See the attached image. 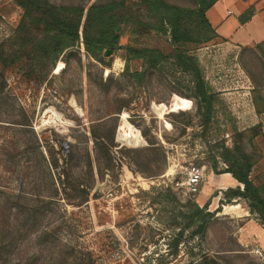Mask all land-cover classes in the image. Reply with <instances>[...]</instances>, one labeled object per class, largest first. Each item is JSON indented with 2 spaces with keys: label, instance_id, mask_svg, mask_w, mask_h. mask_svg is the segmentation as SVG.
Returning a JSON list of instances; mask_svg holds the SVG:
<instances>
[{
  "label": "rangeland",
  "instance_id": "obj_1",
  "mask_svg": "<svg viewBox=\"0 0 264 264\" xmlns=\"http://www.w3.org/2000/svg\"><path fill=\"white\" fill-rule=\"evenodd\" d=\"M21 14L0 2V264H264L258 207L226 197L222 180L245 160L264 184V0H218L206 13L217 36L183 46L212 96L206 130L192 76L174 60L126 62L119 48L100 61L81 45L39 61L15 38ZM120 43L172 49L154 32ZM123 117L139 145L119 140ZM96 137L113 140L112 161ZM190 165L204 167L195 194L184 185ZM205 203V231L187 227L174 253L184 213Z\"/></svg>",
  "mask_w": 264,
  "mask_h": 264
},
{
  "label": "trees",
  "instance_id": "obj_2",
  "mask_svg": "<svg viewBox=\"0 0 264 264\" xmlns=\"http://www.w3.org/2000/svg\"><path fill=\"white\" fill-rule=\"evenodd\" d=\"M13 1L22 10L15 38L22 40L20 50L23 49L29 56L33 54L39 61L48 60L55 64L64 51L83 45L88 55L100 61H103L100 54L104 50L119 48L124 49L122 56L126 62L130 59H141L157 63L169 57L191 74L194 87L203 103L202 125L205 130L209 127L213 119L212 96L197 57L183 46L188 43L202 44L217 36L206 13L218 0H193L192 6H182L168 0H140L138 3L132 0H95L89 5L56 4L50 0ZM137 6H143L144 11L139 13ZM138 32L143 35L154 32L169 36L171 51L147 45L120 43L123 37L129 36L132 39ZM140 72L136 70L134 74ZM94 143L96 146H104L107 156L113 160V140L96 137ZM17 145L14 140L13 147L16 148ZM242 162L247 165L243 172L233 166L225 172L231 173L243 183L244 189L229 187L224 194L228 198H249L257 205L264 220V184L255 185L248 177L251 167L249 161ZM212 167L215 170L216 163ZM78 191L84 193L86 190L79 185ZM83 199L88 198L83 196ZM206 207L207 203L203 206L193 204L184 213L187 223L175 236L174 253H177V246L187 227L196 226L193 231L195 234L205 231L209 217L212 216V212H208ZM210 262L209 264H217L214 259Z\"/></svg>",
  "mask_w": 264,
  "mask_h": 264
},
{
  "label": "built area",
  "instance_id": "obj_3",
  "mask_svg": "<svg viewBox=\"0 0 264 264\" xmlns=\"http://www.w3.org/2000/svg\"><path fill=\"white\" fill-rule=\"evenodd\" d=\"M186 173V179L184 182L186 192L195 194L199 191V188L205 179L204 167L190 165L187 167ZM256 252H260V249L257 248Z\"/></svg>",
  "mask_w": 264,
  "mask_h": 264
},
{
  "label": "bare ground",
  "instance_id": "obj_4",
  "mask_svg": "<svg viewBox=\"0 0 264 264\" xmlns=\"http://www.w3.org/2000/svg\"><path fill=\"white\" fill-rule=\"evenodd\" d=\"M118 138L119 140L130 144L139 145L142 143V139L137 129L134 128V126L131 125L124 117L122 118L118 129Z\"/></svg>",
  "mask_w": 264,
  "mask_h": 264
},
{
  "label": "crops",
  "instance_id": "obj_5",
  "mask_svg": "<svg viewBox=\"0 0 264 264\" xmlns=\"http://www.w3.org/2000/svg\"><path fill=\"white\" fill-rule=\"evenodd\" d=\"M213 26V25H212ZM216 30V27L213 26ZM217 32V30H216ZM225 176H223L222 180H224L225 182H227V185L226 187H233V183L236 181L235 178L230 174V173H227V174H224Z\"/></svg>",
  "mask_w": 264,
  "mask_h": 264
},
{
  "label": "water",
  "instance_id": "obj_6",
  "mask_svg": "<svg viewBox=\"0 0 264 264\" xmlns=\"http://www.w3.org/2000/svg\"><path fill=\"white\" fill-rule=\"evenodd\" d=\"M110 53H111V49H106L104 52L105 55H109Z\"/></svg>",
  "mask_w": 264,
  "mask_h": 264
}]
</instances>
